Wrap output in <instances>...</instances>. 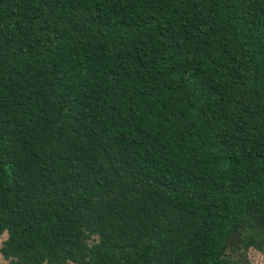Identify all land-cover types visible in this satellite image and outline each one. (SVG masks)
Wrapping results in <instances>:
<instances>
[{
  "label": "trees",
  "instance_id": "obj_1",
  "mask_svg": "<svg viewBox=\"0 0 264 264\" xmlns=\"http://www.w3.org/2000/svg\"><path fill=\"white\" fill-rule=\"evenodd\" d=\"M0 256H264V0H0Z\"/></svg>",
  "mask_w": 264,
  "mask_h": 264
},
{
  "label": "rangeland",
  "instance_id": "obj_2",
  "mask_svg": "<svg viewBox=\"0 0 264 264\" xmlns=\"http://www.w3.org/2000/svg\"><path fill=\"white\" fill-rule=\"evenodd\" d=\"M4 238H5V234H2L0 236V243ZM248 257L251 264H264V256H262L259 252L255 250L250 249L248 251ZM0 264H9V263L7 262V260H5L0 256Z\"/></svg>",
  "mask_w": 264,
  "mask_h": 264
}]
</instances>
